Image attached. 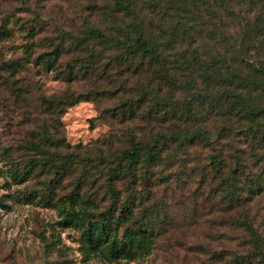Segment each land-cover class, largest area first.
<instances>
[{
    "label": "rangeland",
    "instance_id": "1",
    "mask_svg": "<svg viewBox=\"0 0 264 264\" xmlns=\"http://www.w3.org/2000/svg\"><path fill=\"white\" fill-rule=\"evenodd\" d=\"M227 2L230 11L221 9L219 0H181L175 8H171L170 0H136L143 12L125 16L115 10L114 0H0V264H118L94 252L82 253L81 241L90 223L87 216L75 223L64 220L63 208L72 209L61 199L69 194H79L80 206L93 207L98 216L113 214L118 218L111 240L117 245H130L125 231L136 227L134 221L147 214L145 208L156 214L151 223L162 232L151 253L123 264H211L210 254L198 245L214 250L229 245L225 236H218L219 229L230 228L232 213L222 208L225 182L210 168L213 144H174L158 165L141 161L134 168L137 182L116 179L113 170L127 164H118L113 156L131 150L130 141L147 135L151 126L130 119L124 108L123 101L134 93L137 79L122 77L125 68L121 51L110 42L93 43L89 35L92 28H97L116 37L122 29L133 28L141 21L164 31L167 38L177 29L176 41L166 52L170 60L167 65L175 61L176 66L185 67L180 54L185 50L189 54L199 52V56H189L187 65L192 57L201 63L191 66L200 71L189 70V75L196 79L204 101L201 106L197 96L185 93L181 97L183 117L189 119L183 129L192 133L202 117L209 116L207 126L212 137H218L214 146L226 156L247 158L250 142L238 131L242 117L223 116L228 113L222 108L226 99L218 91L224 86L211 83L214 77L202 71L207 65L223 63L235 73L231 65L235 57L228 40L237 38L242 28L241 35L250 28L263 29L259 21L264 19V2ZM258 49L256 54L250 50L249 56L264 63V46ZM57 51L53 63L57 70H50L45 60ZM88 65L96 66V72L83 73ZM143 71V80L152 76L153 70ZM230 79L223 85L230 87ZM68 93L86 100L68 108L58 121L43 97L58 100ZM256 95L264 104V90L253 97ZM143 111L142 103L135 105L136 116ZM56 128L71 147L67 153L71 151L73 158L64 183L54 184L49 193L46 185L55 178L39 170L19 183L27 162L37 158L27 149L29 141L44 130L56 134ZM110 135L113 144L108 146L103 139ZM251 163L250 159L246 162L249 170L244 180L259 170ZM13 170L21 175L16 180L8 174ZM111 179H116L113 183L118 200L113 198ZM132 203L134 215L125 218L126 207ZM251 203L249 219L264 228V195ZM103 248L108 253V245Z\"/></svg>",
    "mask_w": 264,
    "mask_h": 264
},
{
    "label": "trees",
    "instance_id": "2",
    "mask_svg": "<svg viewBox=\"0 0 264 264\" xmlns=\"http://www.w3.org/2000/svg\"><path fill=\"white\" fill-rule=\"evenodd\" d=\"M116 1V11L124 13L125 16L132 14H140L143 12L142 6L136 3V0H114ZM171 8L180 5L181 0H170ZM264 2V0H261ZM227 0H219V6L223 10L230 11L232 8L227 5ZM235 11V9H233ZM177 13V12H176ZM196 23L195 19H192ZM263 29L250 28L247 34L241 32L242 28L234 40H228L231 45V50L235 57L232 72L223 63L215 65H207L203 73H209L214 78L211 83L216 86H224L218 91L219 96L225 97L222 108L228 111L223 116L234 114L242 117V124H240L238 131L242 138L250 142V153L247 158L237 156H226L223 150L217 149L214 143L218 142V137H212V132L207 126L209 116L202 117L201 124L192 132L186 133L182 126L189 122L187 117H183L185 111L180 104L181 97L188 93L193 97H200L202 93L198 90V83L193 76L189 75V70L200 71V68L193 69L194 66H200L199 59L193 58L190 66L187 65L189 56L199 52L190 53L185 50L181 55V60L186 62L181 66H176V62L172 61L167 65V60L170 61L166 55L177 38V33L173 29L169 37L162 30H154L150 23H136L131 27L122 29L119 35L114 37L113 34H108L100 31L97 28L90 30V38L93 43H111L114 48L121 51L125 70L122 71L123 78L137 79L134 93H131L127 101H123L126 112L129 113L130 119L142 120L150 124V132L137 139H132L130 144L131 150H124L116 153L114 158L119 162L118 164L126 163L125 168L121 170L115 168L113 173L116 179L130 178L128 182H137L136 170L134 168L143 161L149 165H158L164 158L166 153L174 144L182 145L183 141L189 145H195L199 142H204L212 146L214 155L211 157L210 168L213 173L220 177L225 182L226 191L222 196L224 200L222 208L232 213L230 215L232 224L230 228L221 230L218 236H225L229 242L227 246L221 247L219 250H214L209 246L198 245L203 252L210 254L211 264H264V228L255 226L252 219H249L247 209L252 206V201L264 195V104L256 95L253 94L264 90V63H258L252 60L249 56L251 52L258 51L260 47L264 46V19L259 21ZM255 39L258 42V47H254ZM196 41V39H195ZM252 48V49H251ZM255 53V52H254ZM256 54V53H255ZM55 58H58V51L52 53L45 63L49 65L50 70L54 69L53 63ZM137 61V62H136ZM199 64V65H198ZM134 67V68H133ZM134 69L133 71H131ZM153 70L152 76L146 77L143 80V70ZM96 66L88 65L83 69V73L96 72ZM175 70V71H174ZM244 70L247 74L243 73ZM195 72V73H198ZM104 74V72H101ZM236 75V76H235ZM183 76L182 79H180ZM233 84L227 87L225 79ZM208 80L207 82H209ZM127 84V82H125ZM190 95V96H191ZM49 107L51 113L56 120L59 121L61 115L65 114L68 108H71L80 102L86 100L82 95L66 94L60 99H47L43 97ZM201 100V106L204 101ZM142 103L144 111L141 115H135V105L139 106ZM204 113V112H203ZM123 114V113H121ZM91 128L94 126L91 122ZM58 133L53 134L49 130L38 132L35 136L37 139L29 141L27 145L28 151H33L37 158L30 160L26 164V172L19 179V183H23L25 178L29 177L36 170L39 173H44L49 178H55V181L49 180L46 185L49 193L52 192L54 184L61 185L64 183L65 176L71 172V160L73 159L67 149L71 147L65 139ZM108 136L103 139L108 146L113 144ZM116 137V136H115ZM109 139V140H108ZM232 160L230 162L229 160ZM251 160L254 167L259 168L258 172L249 174L246 180L242 179L249 170L246 162ZM229 161V162H227ZM250 166V165H249ZM11 178L15 179L20 173L16 171H8ZM115 179V180H116ZM114 179H111V189L113 198L119 199L118 190L114 189ZM133 182V183H134ZM79 194H69L66 198L61 199L62 204H68L72 211L66 207L63 211L66 213L64 220L70 223L84 220L83 216H87L90 223L89 228L85 233V239L81 241V251L87 255L94 252L102 256L108 262H115L123 264L130 263L135 260L143 259L151 253V246L155 245L158 235L162 232L152 226L151 220L155 213L151 215L148 212L150 209L145 208L147 214L139 220L134 221L135 228L127 229L125 236L129 239L130 245H117L112 240V233L114 224L118 218H114L113 214L97 215L93 213V207L89 205H81L79 203ZM222 204V203H221ZM126 207L125 218H132L134 211L132 208ZM135 205V202H134ZM90 216H92L90 218ZM255 216V214H254ZM254 216L251 218H254ZM99 217L102 222H99ZM222 218V216H221ZM147 221L145 224L140 223V220ZM224 232V233H223ZM225 234V235H224ZM235 242V243H234ZM234 243V244H232ZM108 245V253L104 252V246ZM87 248L84 250L83 248ZM110 254V256H109Z\"/></svg>",
    "mask_w": 264,
    "mask_h": 264
}]
</instances>
